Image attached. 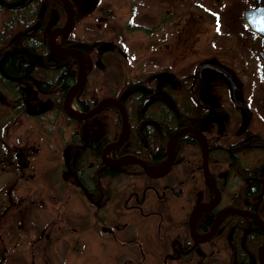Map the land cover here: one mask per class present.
Returning a JSON list of instances; mask_svg holds the SVG:
<instances>
[{"label": "flooded vegetation", "instance_id": "obj_1", "mask_svg": "<svg viewBox=\"0 0 264 264\" xmlns=\"http://www.w3.org/2000/svg\"><path fill=\"white\" fill-rule=\"evenodd\" d=\"M25 1L0 0V27L20 22L0 50L7 254L24 244L25 264L49 263L64 225L26 222L51 198L70 230L120 247L116 264H264V0ZM129 31L147 55L129 53ZM24 116L57 158L31 180L34 163L6 140ZM67 145L81 146L71 171ZM39 180L53 188L38 194Z\"/></svg>", "mask_w": 264, "mask_h": 264}, {"label": "rangeland", "instance_id": "obj_2", "mask_svg": "<svg viewBox=\"0 0 264 264\" xmlns=\"http://www.w3.org/2000/svg\"><path fill=\"white\" fill-rule=\"evenodd\" d=\"M69 1V0H68ZM67 7L70 9V5L67 2ZM87 5H84L83 7L87 9ZM84 8H82L84 10ZM1 19V18H0ZM1 24V23H0ZM83 23L81 22L77 26L76 31H83ZM120 28V25L115 26V28ZM91 32L101 33L102 29L100 26H96L90 30ZM141 33V32H140ZM62 34V33H61ZM142 34V33H141ZM138 34V32H131L129 31L127 34V40L128 43V51L130 54H148L146 52V49L148 48L147 44L149 45V42L146 41V37L142 34ZM58 37L60 38V33L58 34ZM121 40L118 39L117 42ZM15 125L13 127H10L7 132L6 140L7 142L16 148L18 150L19 148L25 150V160L28 162L34 163V169L33 173H29L30 170L28 169V179L32 176L39 177L40 172L44 167L45 162L55 161L56 156H54V152L52 151L51 147H48L43 139H41V133L39 132L38 126L35 124L34 120L29 117H19L15 120ZM47 139L49 140L50 144L52 146H59V142L55 140V137L48 136ZM5 146H7L5 144ZM3 161V160H2ZM0 161V162H2ZM45 173V178L49 180L51 175H47L48 172ZM59 173L62 175L64 172L59 170ZM9 172L5 171L3 169L2 164H0V182H2V178L8 177ZM30 177V178H29ZM40 178V177H39ZM27 179V182H28ZM46 179V180H47ZM50 181V180H49ZM23 186V193L29 194L31 190L30 186H27L24 184V181H20ZM31 185L33 187H37V184L34 183V181H30ZM39 186H42V189L37 187L39 191L37 193L43 195L44 192L48 193V187L53 188V186H48V184H41L40 180L37 182ZM21 186V187H22ZM46 187V188H45ZM37 194V195H38ZM76 200V199H75ZM78 204L77 207H80L82 204V200L78 199L76 201ZM38 210L37 206L35 208L29 209V212L32 211L31 217L29 219H32L33 221L26 222V224L30 227L34 225H45V224H51L52 227L62 224L64 225V233L61 236V233L59 234L58 242L54 244V247L52 248V258L50 261H48V264H116V261H114V258L118 255L120 252V247L117 244L111 245L106 244V247H103L104 243H106V240L103 237L102 246H101V238H99V233L94 234V240L90 239L89 232L86 231V229L80 227H77L76 230H70L68 226V221L64 220L63 216L65 213L63 206H59L62 211L59 214V218L56 217L55 211L57 210L56 206L58 205L57 201H54L53 199L45 198L41 204H38ZM40 208V209H39ZM79 219H82V217ZM13 225V224H12ZM6 223L4 222V217H0V249L3 251V240L7 241V229L5 227ZM28 227V228H30ZM13 229V228H12ZM71 231V232H70ZM12 234V240L18 242L20 238L24 239L22 241L27 242L29 239V234L25 232L24 230L17 233L15 229L11 232ZM24 245V244H23ZM23 245H19L20 247H23ZM27 245V244H26ZM29 245V244H28ZM20 247L14 248L6 255L2 263L0 264H25L26 261L24 250ZM0 250V255H1ZM115 256V257H114ZM40 258H47L49 259L48 252L47 253H41L35 255V264H40ZM25 261V262H24ZM30 261V258L27 260Z\"/></svg>", "mask_w": 264, "mask_h": 264}, {"label": "trees", "instance_id": "obj_3", "mask_svg": "<svg viewBox=\"0 0 264 264\" xmlns=\"http://www.w3.org/2000/svg\"><path fill=\"white\" fill-rule=\"evenodd\" d=\"M4 3H6L8 0H3ZM49 1V3H54L53 1L55 0H47ZM61 10L63 11V8L62 6L60 7ZM1 10H5V8H3V6L0 5V11ZM16 18H12V19H6L2 22V25L0 27V50H3L5 47H6V35L9 33L10 30H13L15 28H17L19 25H20V22L19 21H15ZM10 58V57H9ZM9 58H8V61L6 63L7 67L9 68V70L13 71V72H19V73H22L23 72V65L20 64V62H17L16 58L15 57H12V64L9 63ZM3 251L1 250V255H0V263L3 262L4 258H6L5 256L7 255L8 256V252H6L5 250V241L3 240Z\"/></svg>", "mask_w": 264, "mask_h": 264}, {"label": "water", "instance_id": "obj_4", "mask_svg": "<svg viewBox=\"0 0 264 264\" xmlns=\"http://www.w3.org/2000/svg\"><path fill=\"white\" fill-rule=\"evenodd\" d=\"M28 1L29 0H26L25 3H27ZM62 1L65 4V6H67L66 5V0H62ZM66 9H67V7H66ZM67 12H68V15H69V17L71 19V22H73L72 13L69 10H67ZM62 29L65 30V31H68L70 28L69 27H64ZM197 72H198V70H197ZM84 73L85 72L83 71V75H84ZM81 82H82V80H81ZM198 86H199V79L197 77V79L195 81V88H194L195 97H198ZM72 90H74V88H72ZM72 90H70V91H72ZM80 147L81 146H78V145H67L64 148V150H63L64 161H65V164H66V166H67L69 171L72 170V166H73L72 164H73V161H74L75 153H76L77 149H79ZM105 198H103V200Z\"/></svg>", "mask_w": 264, "mask_h": 264}]
</instances>
